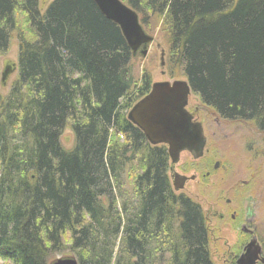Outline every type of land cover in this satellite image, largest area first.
<instances>
[{"label": "trees", "instance_id": "trees-1", "mask_svg": "<svg viewBox=\"0 0 264 264\" xmlns=\"http://www.w3.org/2000/svg\"><path fill=\"white\" fill-rule=\"evenodd\" d=\"M122 1L146 33L160 24L170 78L264 136V0ZM40 2L0 0V55L17 47L0 91V260L48 264L67 235L77 264H214L200 204L171 186L166 146L126 117L150 72L134 73L93 0Z\"/></svg>", "mask_w": 264, "mask_h": 264}, {"label": "rangeland", "instance_id": "rangeland-1", "mask_svg": "<svg viewBox=\"0 0 264 264\" xmlns=\"http://www.w3.org/2000/svg\"><path fill=\"white\" fill-rule=\"evenodd\" d=\"M49 0H41L44 5ZM160 24L150 25L154 40L147 45V53L137 52L133 56L132 69L139 74L147 69L151 82L184 79L170 78L165 68V46L160 35ZM17 47L11 43L8 51L0 55V91L6 93L16 76ZM186 109L193 119L203 126L206 139L204 155L194 160L188 152H181L179 160L168 162V176L172 183L174 173L187 179L181 190L197 201L206 218L209 230V248L214 264H235L241 251L249 243L250 237L239 230L241 220L233 221V210L224 212L225 202L231 199L237 216L245 209L253 215V226L258 227L257 240L264 245V136L252 128L248 122H226L208 113L198 97L190 94ZM121 137V136H120ZM62 145L69 148L72 133L66 128L61 136ZM208 174V175H207ZM244 182L245 185H244ZM260 224V225H259ZM65 249L49 260L72 257L67 249V235H64ZM48 263V264H49ZM0 264H8L0 260Z\"/></svg>", "mask_w": 264, "mask_h": 264}, {"label": "water", "instance_id": "water-1", "mask_svg": "<svg viewBox=\"0 0 264 264\" xmlns=\"http://www.w3.org/2000/svg\"><path fill=\"white\" fill-rule=\"evenodd\" d=\"M99 11L120 28L132 54L147 53L151 43L140 24L137 13L122 0H93ZM191 89L186 79L154 82L146 95L136 101L127 112V119L137 126L150 145H164L172 164L179 160L181 152H188L196 160L202 157L206 143L202 124L193 119L186 106ZM175 191L183 188L188 179L184 175H172ZM260 246L252 239L237 258L236 264L264 263L259 258ZM49 264H77L75 258H56Z\"/></svg>", "mask_w": 264, "mask_h": 264}, {"label": "flooded vegetation", "instance_id": "flooded-vegetation-1", "mask_svg": "<svg viewBox=\"0 0 264 264\" xmlns=\"http://www.w3.org/2000/svg\"><path fill=\"white\" fill-rule=\"evenodd\" d=\"M208 175V174H207ZM246 182H244V185H245ZM234 204L232 203V200L231 199H227L226 202H225V205H224V208L223 211L224 212H229L230 209L233 210V213L230 215L231 219L233 221H236L237 219L241 220L240 224H239V230L250 237V240L249 242L253 239L255 241L256 244H258L260 246V253H259V258H263V245H261V243L259 242V240H257V229L258 227L256 228L255 226H253V215L251 213H248L245 209L243 210V213L242 215L244 217H241V216H237V209L236 208H233ZM260 225V224H259ZM243 248L241 249L238 257L242 254L243 252ZM237 257V258H238ZM237 260V259H236ZM235 264H236V261H235ZM255 264H264V263H261L259 260L255 262Z\"/></svg>", "mask_w": 264, "mask_h": 264}, {"label": "bare ground", "instance_id": "bare-ground-1", "mask_svg": "<svg viewBox=\"0 0 264 264\" xmlns=\"http://www.w3.org/2000/svg\"><path fill=\"white\" fill-rule=\"evenodd\" d=\"M144 29V28H143ZM148 34V33H147ZM149 35V34H148ZM151 36V35H150ZM153 40H154V38H153V36H152V41H151V43L150 44H152V42H153ZM127 116V115H126Z\"/></svg>", "mask_w": 264, "mask_h": 264}]
</instances>
